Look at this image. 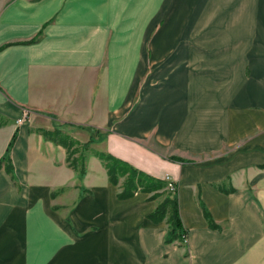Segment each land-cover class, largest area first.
<instances>
[{
  "label": "crops",
  "instance_id": "0c3cea01",
  "mask_svg": "<svg viewBox=\"0 0 264 264\" xmlns=\"http://www.w3.org/2000/svg\"><path fill=\"white\" fill-rule=\"evenodd\" d=\"M14 134L0 264H264V0H0ZM111 158L173 181L184 239Z\"/></svg>",
  "mask_w": 264,
  "mask_h": 264
},
{
  "label": "trees",
  "instance_id": "16d2710c",
  "mask_svg": "<svg viewBox=\"0 0 264 264\" xmlns=\"http://www.w3.org/2000/svg\"><path fill=\"white\" fill-rule=\"evenodd\" d=\"M14 140H15V134L12 137V140H11V142L7 148L6 155H4L2 157V159L0 160V166L3 162L9 161L7 154L9 153V150H10L11 146L13 145ZM89 143H92V141L90 140L88 142V144ZM111 159H112V163L108 164V167H107L110 180L112 181L111 183L117 184V175L118 174L124 175L125 173H128V177H127V180L125 182V186L123 188V191L120 193V198H127L133 194L132 191L136 188L135 179L137 176L139 177L138 182H137L138 185L140 187H142V189L146 192L159 190L164 186V183L161 182L160 180L152 179V178L144 175L143 173L134 170L133 168L128 166L126 163H124L120 160H117L115 158H111ZM169 160L171 162H176V163H184V164L188 163V162H185V161L178 159V158H169ZM5 169H6V172L11 174L10 164L6 165ZM12 177L14 178V175ZM142 180L145 182H142ZM175 190H176V186L174 188V191H171V192L175 194ZM168 205L171 206L172 212H171L170 217L168 219L169 231L167 233L166 242L170 243L174 240L184 239L186 236V232H185V230H183V225H182L181 219L179 217L177 200L175 198H171L168 201V203L164 204V206H158L156 208L155 212L150 215V217L156 218L158 216V217L162 218L164 213H165V210H166L165 206L167 207Z\"/></svg>",
  "mask_w": 264,
  "mask_h": 264
},
{
  "label": "rangeland",
  "instance_id": "374dc122",
  "mask_svg": "<svg viewBox=\"0 0 264 264\" xmlns=\"http://www.w3.org/2000/svg\"><path fill=\"white\" fill-rule=\"evenodd\" d=\"M119 184H122L123 182H118ZM168 195H171V198H176L175 197V194L172 193L168 188H167V184L165 186H163L159 192H157L155 194L156 198L158 199V205L159 206H164V204L168 203V201L171 199L170 196ZM177 200V199H176ZM178 203V201H177ZM166 210H165V213L164 215L167 213V214H171L172 212V208L170 205H168L167 207L165 206ZM178 213H179V217H180V210H179V203H178ZM182 223V222H181ZM168 231H169V226H168ZM167 231V233H168ZM167 238V236H166Z\"/></svg>",
  "mask_w": 264,
  "mask_h": 264
},
{
  "label": "built area",
  "instance_id": "2783aa9c",
  "mask_svg": "<svg viewBox=\"0 0 264 264\" xmlns=\"http://www.w3.org/2000/svg\"><path fill=\"white\" fill-rule=\"evenodd\" d=\"M27 118V113H24L22 115L21 118H19L17 121H16V124L17 125H20L25 119ZM166 182H167V188L170 190V191H174V188H175V184L173 183V181L170 179V178H166Z\"/></svg>",
  "mask_w": 264,
  "mask_h": 264
}]
</instances>
